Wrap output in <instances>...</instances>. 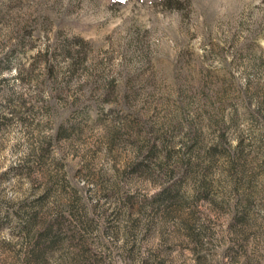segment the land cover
Returning a JSON list of instances; mask_svg holds the SVG:
<instances>
[{"label": "rangeland", "instance_id": "obj_1", "mask_svg": "<svg viewBox=\"0 0 264 264\" xmlns=\"http://www.w3.org/2000/svg\"><path fill=\"white\" fill-rule=\"evenodd\" d=\"M0 264H264V0H0Z\"/></svg>", "mask_w": 264, "mask_h": 264}]
</instances>
